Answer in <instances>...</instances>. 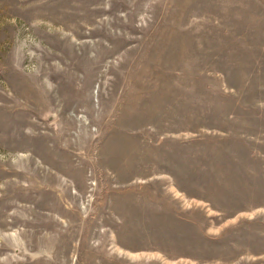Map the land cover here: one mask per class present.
Listing matches in <instances>:
<instances>
[{"label": "rangeland", "instance_id": "374dc122", "mask_svg": "<svg viewBox=\"0 0 264 264\" xmlns=\"http://www.w3.org/2000/svg\"><path fill=\"white\" fill-rule=\"evenodd\" d=\"M0 264H264V0H0Z\"/></svg>", "mask_w": 264, "mask_h": 264}]
</instances>
